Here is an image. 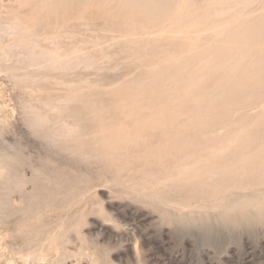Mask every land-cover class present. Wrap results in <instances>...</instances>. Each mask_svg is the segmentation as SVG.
I'll return each mask as SVG.
<instances>
[{
    "label": "rangeland",
    "instance_id": "rangeland-1",
    "mask_svg": "<svg viewBox=\"0 0 264 264\" xmlns=\"http://www.w3.org/2000/svg\"><path fill=\"white\" fill-rule=\"evenodd\" d=\"M194 1L184 4L195 5L206 21L198 30H187L183 14L170 31L136 29L130 36L122 19L96 12L95 1L91 7L54 3L59 11L54 0L0 1V264H264V206L257 204L264 185L249 187L258 176L235 174L206 191L172 186L163 178L179 168L172 162L176 153L148 117L137 119L157 97L181 93L182 83L170 86V76L184 70L197 79L205 62L192 55L196 46L188 45L189 36L205 41L218 33V44L229 39L232 16L220 19L208 0ZM263 2L246 9V24L259 22ZM141 18L132 24L151 25ZM30 50L64 61H52L54 67ZM254 97L248 106L230 108L220 125L204 122L200 133L198 120L182 113L187 147L203 149L233 126L264 119V97ZM133 103L139 111L131 113ZM242 199L248 206L239 204Z\"/></svg>",
    "mask_w": 264,
    "mask_h": 264
},
{
    "label": "bare ground",
    "instance_id": "bare-ground-1",
    "mask_svg": "<svg viewBox=\"0 0 264 264\" xmlns=\"http://www.w3.org/2000/svg\"><path fill=\"white\" fill-rule=\"evenodd\" d=\"M73 1H75V0H54V2H52V3L53 4L55 3L57 5L61 4L60 6L68 7V6L72 5ZM77 1L82 2L84 4L86 3L90 7H91L92 1H95L94 3H95V6L97 7V10H95V11L97 13H99L101 15H110L111 17L110 16L109 17L112 20H113V18H115L116 20H117V18L122 19L124 22L123 27L126 28L125 29L126 33L124 34L126 36L127 35L130 36L131 34H133L134 31L136 32V29H141V31H147V29H149V30H153V32L157 31V32H161V33L165 32V31H170V29L172 27H174L173 25L176 26L178 24V21H177L178 17L181 15L186 16V14L188 15L187 17H189V18L187 19L185 25H186V28L189 32H190V30H194V29L198 30L199 27H203V25L206 24L205 23L206 21H204V19L202 21L199 18V16H198L199 12L196 11L197 9L196 10L193 9V7L195 5L191 6V7L185 6L187 4H184V3L187 0L186 1H184V0H76V2ZM256 1L257 0H235V1L233 0V3H232L233 5H231L232 0H208V5L211 7L210 11L212 12L213 15H215L217 17L221 16L220 19L222 17H224V15H227V14L228 15L230 14L232 16V18L230 20L226 21V23L230 22V25L227 28L229 32L231 31V34L228 33L229 39L224 41V43L218 44L217 43L218 42V38H217L218 33L217 34L214 33L209 38H205L204 39L205 41L201 40V37L199 36V34H194V35L189 36L190 39H189L188 45L190 44L189 46H196V48L192 52V55L197 56V58H201V60L205 62V64H202L199 67V71H198L199 74L195 76V77L198 76L197 79L199 78L198 79L199 81H197V79L194 78L196 80L195 81L191 77V75H187L184 73V70H180V72L178 74H174L173 76H170V79H171L170 84L175 83V82L177 84V83L181 82L182 85L181 86L179 85L180 87H182L181 88L182 90H180L181 93L174 94V92H172V93H167L168 95H165V98H162L161 96H160V98L157 97V99L154 100L155 103H153L156 105H147L146 106V104H144V106H146V107L141 111V113H139V117H137V119L139 121L144 120V117H148L154 125L156 124L158 126V129H159L158 132L160 133V135H162V137L165 136L163 138L166 139L165 145L168 146V147H166L167 150L174 153V154L176 153L175 156L177 155L174 159L172 158V162L177 160V163L176 164L174 163L176 165L174 168H176V167H179V168L177 169V171L175 173H172V169L170 168L171 171H169L167 176H165L166 174H164L165 177L163 178L165 182H167L169 184L171 183L170 185H172V184L178 185L179 187H181V185H185L186 187L189 186V188L191 186L192 188L193 187L196 188V190H193V192L199 190L198 188H200V189L203 188V190H205V188H207V187H209V188L211 187L210 189L212 190V187H213V189H216V187H218L217 183H220V180L222 178L230 177L233 175L235 176V174L242 176V174L243 175L245 173L247 174V172H252L253 175L256 174L258 176V178H255L256 176L254 175L256 182L255 181L250 182L249 183L250 186L247 183V185L249 187H251V185L254 183L256 185L257 184L258 185H260V184L264 185V119L261 118L262 120H260V121H256V122L254 121L255 124H243V125H240L238 127L233 126L231 128V130L229 131V133L226 134L225 136L215 137V138H211V139L206 140L205 144H203V146H202L203 149H201V147H200L199 149H201V150L198 149L199 151L196 149H193V147H187V143H186L187 141L185 142V140H184L185 137L182 136L183 134L182 135L180 134V131L182 128L181 124L183 123L181 116H180L182 113H186V114L190 115L192 118H195L198 120V122H199L198 131L200 133V130L202 129V127H204L206 125L205 123H208L211 126H216L218 124L220 125V123H223L227 118L226 114L230 108H234L235 106L236 107L243 106L244 104L248 103V99H250V97L252 98V97L256 96L257 98L254 97L255 99H258L260 97H262V98L264 97V71L263 72L260 71L261 68L264 66V4L262 5V7H261L262 11L260 12V13H262V14H260L262 16V18L260 17V15H259L260 19L257 18V19H259L258 20L259 22H255V20H254L253 25H248L245 22V19L247 20V18H248V16H247L248 14L246 13V9L248 7H251V5L253 3H256ZM45 2H48V1H45ZM193 2H195V1L193 0ZM224 2L228 3V5L229 4L230 5L228 7L223 5L226 8H224L223 6L221 7V4H224ZM48 5H47V8H48ZM50 6H53V5H50ZM50 6H49L48 10H50ZM88 6H86V7H88ZM56 7L57 6L55 5V8ZM73 7H74V5H73ZM40 8H42V7H40ZM196 8H198V7H196ZM51 9H52V7H51ZM59 9L61 10L62 7ZM59 9L57 10V8H56L55 10L59 11ZM84 9H85V5H84ZM81 10H83V9H81ZM88 10H90V9H88ZM205 10H207V9H205ZM205 12L206 11H204V13ZM249 13H250V11H249ZM83 14H85V13L83 12ZM140 17H142L143 19L145 18V20L147 19V21L149 20L151 25L146 26L144 24L143 26L140 25L141 28L135 27L132 24V21L133 20L135 21V19H137V18L140 19ZM211 17H212V15H211ZM217 17H215V18L219 20V18H217ZM204 18H206V17L204 16ZM249 18H250V16H249ZM17 20L14 22V23H16L15 24L16 27L14 25L10 24V25L15 27L14 29H16V28L20 29L19 26H21V25L17 26V23H18ZM247 22H249V21H247ZM6 26H8V25H6ZM137 26H139V25H137ZM209 26L211 27L212 25H209ZM1 27H0V29H1ZM3 27H4V25H3ZM8 27H10V26H8ZM210 27H208V28L210 29ZM119 29H121V27ZM122 29H121V31H122ZM4 31H8V30L5 29ZM65 32H67V31H65ZM224 32H225V30H224ZM232 32H234V33H232ZM203 33H204V31H203ZM68 35H69V33L67 32V35L65 34V36H68ZM117 35H119V34H117ZM52 36H54V35H52ZM52 36H50V37L52 38ZM11 37H12V35H11ZM72 37H74V36H72ZM114 37H116V36H114ZM114 37H112V39ZM230 37H232V38L230 39ZM54 38H56V36H54ZM141 38H143V37H141ZM216 38H217V40H214ZM57 39H58V35H57ZM91 40H92V38H91ZM116 40H117V38L115 39V41ZM120 40L121 39L119 37V41ZM123 40L124 39H122V41ZM125 40H126V38H125ZM213 40L216 43H212L211 41H213ZM219 40H220V38H219ZM232 40H234V41H232ZM48 41H51V40H48ZM52 41L56 42V39L52 40ZM24 42H27V41H24ZM219 42H221V41H219ZM31 43L32 42H29V43L27 42L25 44L31 45ZM34 43H35V45L37 44L36 42H34ZM80 43H82V42H80ZM17 46H20V45H17ZM26 47H30V46L27 45ZM36 47L37 46H35L33 48H36ZM213 47L214 48L216 47V49H215L216 52H214V51L210 52V51L214 50V49H212ZM30 48L32 49V46ZM38 50H39V48L37 49V51ZM43 50L45 51V49H43ZM23 51H25V49ZM30 51H32V50H30ZM44 51H43V53L42 52L38 53L36 51L35 52L32 51V53L41 54L40 55L41 58L45 57V58H47V60H49V62L50 61L51 62L52 61L57 62L58 60L64 61V59H62V60L60 59L61 58V57H59L60 55L57 56V54H56L55 56H52L51 54L44 53ZM58 51H59V49H58ZM83 52L84 51H82V53ZM32 53H30V54H32ZM75 53H76V51H75ZM72 54H74V53H72ZM72 54H71V56H72ZM68 56H70V55H68ZM68 56H67V58L66 57L65 58L68 59ZM62 58H63V56H62ZM34 59H36V58H34ZM50 59H52V60H50ZM73 60H74V58H73ZM73 60H71V62ZM35 61H37V60H35ZM174 61L175 60H173V62ZM55 62L54 63L52 62V64H54V67L56 66ZM44 63H46V62H44ZM44 63L40 62L41 65L42 64L44 65ZM175 63H176V65H178V62H175ZM59 65H61V64H59ZM86 65H88V64H86ZM157 67H158V65H157ZM161 69H162V67H161ZM46 70H47V68H46ZM235 74H240L239 78L236 77ZM234 77H235V81H234V83L231 84L230 82L232 81V78L234 79ZM176 78H178V79H176ZM200 79L203 80V82H201ZM174 80H176V81L174 82ZM172 85L173 84H171L170 86H172ZM138 88H140V87H138ZM135 92H137V91L134 90V93ZM137 94H138V92H137ZM140 94H141V92H140ZM245 96H248V97L246 98ZM153 98L155 99V97H153ZM262 98L260 100H262ZM134 100H138V99L134 98ZM36 102H38V101H36ZM136 102H138V101H136ZM128 104L131 106L130 103H128ZM138 105H137V103L132 104L131 113L139 111ZM124 110H126V109H124ZM124 110H122V111L124 112ZM38 117H39V115H38ZM46 118H47V115H46ZM132 118L136 119V117L135 118L132 117ZM133 119H131V121ZM138 120H133V122L137 121V123H139ZM147 121L149 123V120H147ZM140 123H142V122H140ZM69 127H71V126H69ZM62 129L63 128H61V130ZM155 133H157V132H155ZM5 159H7V158H5ZM168 170H167V172H168ZM174 171H175V169H174ZM203 173H205L206 177H204L205 175H202ZM217 174L219 176L222 175L221 178L216 177ZM248 174H250V173H248ZM252 174H250V175L253 176ZM239 181H240V179H239ZM181 188L183 189V187H181ZM209 188H208V190H209ZM208 190H207V192H208ZM211 190H209V192ZM217 190H219V189H217ZM191 191H192V189H191ZM216 191H215V193H213L214 195L218 193ZM211 192H213V191H211ZM254 194H255V192H254ZM170 195H171V193H170ZM171 198H172V196H171ZM241 198H244V196ZM251 198L253 199V197H251ZM174 199H175V197H174ZM246 199H244V200L242 199V200L245 201ZM248 199H250V198H248ZM251 202H253V201H251ZM219 204H221V203H219ZM239 204H243L245 206H248L246 204V201H245V204H244V202H241ZM252 204H249V205H252ZM257 204L260 208L263 207L264 206V197L261 201L259 200V202ZM257 204H255V205H257ZM235 205H237V204H235ZM243 205H241V206H243ZM230 206L234 207V205H230ZM227 209H228V206H227ZM225 210H226V207H225ZM257 212H259V211H257ZM259 214H260V212H259ZM221 215H222V213H221ZM258 217L262 218V216H260V215Z\"/></svg>",
    "mask_w": 264,
    "mask_h": 264
}]
</instances>
